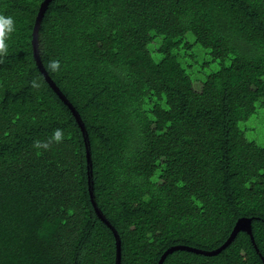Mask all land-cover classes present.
<instances>
[{
	"label": "trees",
	"instance_id": "obj_1",
	"mask_svg": "<svg viewBox=\"0 0 264 264\" xmlns=\"http://www.w3.org/2000/svg\"><path fill=\"white\" fill-rule=\"evenodd\" d=\"M42 1L0 0L15 25L0 57V264H114L80 128L32 55ZM37 50L84 125L119 264L212 250L243 217L264 258V0H50ZM258 252L239 230L215 255L162 264H264Z\"/></svg>",
	"mask_w": 264,
	"mask_h": 264
},
{
	"label": "water",
	"instance_id": "obj_2",
	"mask_svg": "<svg viewBox=\"0 0 264 264\" xmlns=\"http://www.w3.org/2000/svg\"><path fill=\"white\" fill-rule=\"evenodd\" d=\"M50 0H43L38 8L37 14L35 16L34 19V24H33V28H32V38H31V47H32V55L33 58L35 60L36 66L39 69L40 73L43 75L45 81L49 84V86L52 88V90L58 95V97L63 101V103L66 104V106L69 108V110L71 111V113L73 114L79 128L82 134V138H83V142H84V148H85V158H86V175H87V190H88V195L90 198V201L92 203V206L94 208V211L97 215V217L106 224V226L111 230L113 237H114V247H115V261L114 264H119V259H120V239L119 236L116 232V230L114 229V227L109 223V221L105 218V216L102 214V212L100 211V209L97 207L96 202L94 200V195H93V188H92V179H91V162H90V154H89V142H88V137L84 128V125L78 115V113L76 112V110L74 109V107L71 105V103L66 99V97L61 93V91L58 89V87L54 84V82L50 79V77L47 75L44 67L42 66V63L39 59V55H38V50H37V31H38V27H39V23L40 20L42 18L43 12L46 9L47 3ZM239 230H243L245 232L248 233L250 240L256 250V252H258L257 247L254 244V238L253 235L251 233V225H250V218H239L229 236L227 237V239L218 247L212 249V250H202V249H198V248H193L190 246H186V245H174L171 246L169 248H167L161 255L160 258L157 262V264H162L163 259L165 258V256L169 253H171L174 250H187V251H192V252H196L199 254H204V255H215L218 252H220L222 249H224L234 238L235 234L239 231ZM262 262L264 263V258L262 255H260V253L258 252Z\"/></svg>",
	"mask_w": 264,
	"mask_h": 264
},
{
	"label": "clouds",
	"instance_id": "obj_3",
	"mask_svg": "<svg viewBox=\"0 0 264 264\" xmlns=\"http://www.w3.org/2000/svg\"><path fill=\"white\" fill-rule=\"evenodd\" d=\"M15 30L14 21L11 16H0V57L4 56L7 53V44L6 40L8 38V35L11 34ZM59 68V61L58 60H50L48 62V69L50 71H57ZM37 85L34 83L33 87H36ZM63 138L62 131L60 129H56L50 140L48 142L43 141H35L34 147L37 149L44 148L47 149L49 147V144L51 142L59 143Z\"/></svg>",
	"mask_w": 264,
	"mask_h": 264
}]
</instances>
